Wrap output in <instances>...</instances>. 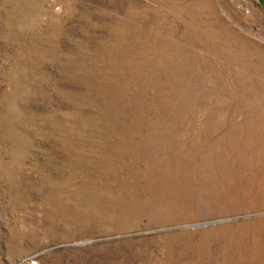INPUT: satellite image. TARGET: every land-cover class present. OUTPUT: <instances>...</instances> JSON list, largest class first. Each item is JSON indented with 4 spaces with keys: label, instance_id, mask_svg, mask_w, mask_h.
<instances>
[{
    "label": "rangeland",
    "instance_id": "374dc122",
    "mask_svg": "<svg viewBox=\"0 0 264 264\" xmlns=\"http://www.w3.org/2000/svg\"><path fill=\"white\" fill-rule=\"evenodd\" d=\"M0 264H264V0H0Z\"/></svg>",
    "mask_w": 264,
    "mask_h": 264
}]
</instances>
